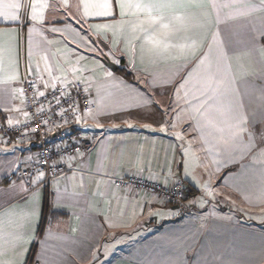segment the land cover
I'll use <instances>...</instances> for the list:
<instances>
[{
  "label": "snow or ice",
  "instance_id": "1",
  "mask_svg": "<svg viewBox=\"0 0 264 264\" xmlns=\"http://www.w3.org/2000/svg\"><path fill=\"white\" fill-rule=\"evenodd\" d=\"M0 23L4 25L0 27V93L3 98L9 101L19 98L23 105L25 88L14 85L27 83L29 88L35 89L36 102L47 100L49 114L60 116L63 124L53 121L55 127L70 122L81 128L91 127L87 120H96L97 135L103 137L99 143L101 146L112 144L116 152V158L104 166V174L109 179L103 183L108 188L120 190L116 179L123 180L122 171L118 169H123L125 164L129 171L134 170V175L143 176L147 172L154 182L150 189L143 191L125 186L123 199L125 205H132V214L118 208L114 218L105 216L109 228L131 227L145 207L149 217H179L180 207L166 206L175 203L184 207L182 201L188 199L190 192L186 207L204 208L220 195L213 179L221 169L245 159H250L251 164H241V175L250 171L254 182L250 187L237 185L236 190L248 203L264 204V89H261L256 120H249L242 103L236 99L239 95L237 73L258 74L264 79V0H0ZM58 23L63 27H57ZM21 25L27 30L28 49L23 75L19 71ZM253 53L259 54L258 73L246 71L241 63L243 57L254 63ZM34 57H38L35 65ZM122 58L127 59L130 70L136 74L137 83L116 77L105 66L109 61L120 64ZM158 62H171V70L164 74L152 71V66ZM97 71L105 78V83L97 87L100 98L88 99V110L81 112L78 96L81 91L86 94L85 98L90 95ZM140 83L145 87H140ZM164 85L168 87H162ZM41 86L47 95L46 91H40ZM101 87L115 91H108L106 97L100 96ZM72 91L77 95L73 96ZM56 107L60 108L59 113L53 111ZM3 110L22 112L26 120H30L29 113L20 107L5 105ZM44 112L40 104L37 115ZM69 115L71 120L67 118ZM106 115H119L130 130L142 127L147 133L164 134L173 140L167 145H158L150 135L127 140L121 137L118 142L111 140L109 130L99 123V118ZM5 119L13 131L21 123L10 115ZM132 120L148 122L140 125L133 124ZM185 122L186 126L182 127ZM43 125L48 128V120H44ZM189 130L197 132V137L186 138ZM86 139L53 145L50 155L59 156L58 160L45 161L38 155L34 161L30 155L8 162L4 177L11 180V176H16V179L11 180L10 187L3 193L9 207L0 213V264H29L33 244H39L42 249L35 254L34 264H41L45 259L43 250L47 243L38 240V233L46 190L51 188L55 195L50 201L53 208L60 207L62 200L83 195L69 193L66 186L62 194L60 183L71 179L75 188L76 173L70 178L66 174L61 176V165L69 171L73 169V161L84 156L80 149ZM195 142L205 153L204 159L196 155ZM0 143L7 141L0 138ZM121 145L125 146L123 151ZM158 146L163 155L157 152ZM73 148V155H63ZM17 151L20 150L13 146L11 155L15 156ZM8 153L7 148L0 149V154ZM208 158L214 171L205 163ZM43 163H47V170L43 169ZM231 177L232 173H228L219 179L228 186ZM80 187H84L83 176ZM133 192L138 199H129L128 194ZM206 215H216L215 205ZM257 218L264 220V213ZM45 234L54 237L50 223ZM130 235H111L105 241L103 255L108 257L115 250L110 242L119 244L123 242L122 237ZM54 238L65 239L63 236ZM189 240L194 242V236L181 232L174 234L170 243L186 245ZM205 246L210 249V255L215 254L211 251L212 245ZM100 255L98 250L91 252L93 264H97ZM259 258L264 260V237ZM47 264L56 262L47 261ZM161 264L175 262L169 259ZM201 264H209V261L205 259Z\"/></svg>",
  "mask_w": 264,
  "mask_h": 264
},
{
  "label": "crops",
  "instance_id": "2",
  "mask_svg": "<svg viewBox=\"0 0 264 264\" xmlns=\"http://www.w3.org/2000/svg\"><path fill=\"white\" fill-rule=\"evenodd\" d=\"M212 13L215 16L214 9ZM2 26L4 25L0 23V27ZM56 26L63 27V24L58 23ZM21 27L23 28V25ZM49 38H52L50 34ZM19 57V71L23 75L28 60L26 28H23ZM253 57L255 59L254 63H250L248 57H243L241 63L245 65L246 71L258 73L259 54L253 53ZM37 59L38 57H34L33 65H35ZM116 65L118 66L116 72L105 66L116 77L122 78L128 83H137L136 74L130 70L126 58H122L120 64ZM120 69H125L132 75V78H125L119 72ZM151 70L161 74L168 73L171 70V62H158L152 66ZM85 75L90 74L85 73ZM104 83L105 78L101 72L97 71L93 76V85L90 91L91 100L96 101L100 98L97 95V87L102 86ZM140 87L143 88L145 85L140 83ZM162 87L168 86L164 85ZM237 88L239 95L236 99L242 103L243 111L249 120L258 119L260 108L259 97L261 89H264V79L258 74L246 75L237 73ZM40 89L46 91L42 86ZM108 91L114 92L115 89L101 87L100 96L106 97ZM5 105L12 108L20 107L24 111V103L22 105L19 98L10 99V101L5 100L3 93H0V115L6 113L3 110ZM92 107L95 108V104ZM6 114L10 115L14 120H21L24 117L22 112L12 111ZM131 122L142 125L148 121L132 120ZM86 123L91 127L79 128L87 133L88 140H90L93 146L90 150L84 151L83 157L76 158L73 161V169L71 171L67 169L65 173L69 178L72 177L73 172L76 173V186L75 188L73 187L71 179L67 181L61 180L60 183V192L62 194L66 186L69 193L76 192L83 193V195L62 200L60 207L53 208L50 206V201L55 199V195L51 188L46 190L45 199L42 202V217L46 201L49 203L51 212H65L67 215L66 218L51 223L54 237L63 236L65 239L48 237L45 231L41 237H38V240L46 241L47 243L46 249L43 250L45 259L42 260L41 264H47V261H55L56 264H93L91 252L97 250L101 253L97 264H129V261L132 264H161V261L169 259L174 261L175 264H183L185 260L187 264H201V261L205 259L209 261V264H221V261H223V264H232L233 261H236L237 264H264V260L259 258L262 237H264V220L257 218L260 214L264 213V204H250L236 190L237 185L250 187L254 182L250 171L246 175H241V164L250 165V159L229 164L227 167L221 169L216 178L213 179V184L218 185L220 195L217 200L205 205L204 208H200L198 205L191 208L186 207L188 200L191 199L190 192L188 199L183 203L185 206H177L181 210V216L179 217H165L163 219L149 217L148 208L145 207L143 214L137 217L131 227L109 228L105 223V216L114 218L118 208L125 210L131 215L133 208L131 204L125 205L123 199L126 194L125 190L117 191L115 188H108L103 183V181L109 179L104 174V166L110 165V162L116 158V152L113 151L112 144L101 146L99 143V140L103 137L102 135H97L99 129L96 127V120L88 119ZM99 123L103 125L104 129L109 130L108 136L110 139L117 142L121 137L127 140L129 137L137 135H140L141 138L144 135H150L153 139L157 140L158 145L160 143L167 145L173 140L172 137L165 136L164 134L147 133L142 127L136 131L130 130L119 115L101 116ZM186 124L187 122L182 127H185ZM197 135V132L189 130L186 138H195ZM13 146L20 150L16 152L15 156L11 155ZM124 147V145H121L120 150L123 151ZM194 147L197 148L196 155L204 159L205 153L199 150L200 144L195 142ZM4 148H7L9 153L7 155L0 154V177H3L0 179V213H3L9 207L5 203L7 197L3 194L4 190L10 187L11 180L16 179V176H11V180L4 177L8 162L17 157L24 159L30 155L35 161L37 157L36 149L33 147H20L0 143V149ZM157 152L163 155V151L159 146L157 147ZM149 159H151L150 150ZM205 163L209 169L214 171L211 158L205 159ZM118 171H122L123 178L134 175V170L129 171L127 164L124 165L123 169H118ZM228 173H232V177L229 180L228 186H224L219 178L225 177ZM81 176L84 178V187H80ZM144 176L148 177L147 172L144 173ZM112 179L116 178L112 177ZM128 196L130 200L139 198L135 193L128 194ZM12 203H15V201ZM213 205H215L216 215L207 216L206 214L211 211ZM154 207L159 208L160 206L154 205ZM166 208L174 207L166 206ZM166 208L162 210H166ZM181 232L194 236V242L189 240L186 245L170 243V238L174 234H180ZM122 233H131V235L122 237L123 242L119 244L110 242V245L114 246L115 250L110 256L105 257L103 255L105 241H108L111 235L120 237ZM209 244L212 245L211 251L215 253L214 255H210V249L205 246ZM34 245L37 247L36 253L42 251L39 244H33L31 246V253ZM61 252V255H57V253ZM31 253L29 254V264H34L35 258L33 261L30 260Z\"/></svg>",
  "mask_w": 264,
  "mask_h": 264
},
{
  "label": "built area",
  "instance_id": "3",
  "mask_svg": "<svg viewBox=\"0 0 264 264\" xmlns=\"http://www.w3.org/2000/svg\"><path fill=\"white\" fill-rule=\"evenodd\" d=\"M22 87L25 88L26 95L24 97V111L29 113L30 120H26L25 117L19 120L21 123L15 127V130H10L7 124V120L5 119L8 114L4 113L0 115V128L3 131H0V138H3L7 143L6 145H16L20 147H33L36 149V155L43 156L44 160L51 159H59V156L50 155V150L53 145H60L61 142H71L73 139L87 138L85 143L81 147L80 151L84 152L90 150L92 148V143L88 140V135L82 129L77 127L75 123L70 122L68 124H64L63 127L57 128L55 127V123L63 124L59 115H50L48 112V102L45 99H40L39 103L36 102L34 98L35 89L29 88L27 83L23 84ZM83 86L81 85V88ZM40 91H42L40 89ZM71 91V89H70ZM47 95V91H46ZM72 95L76 96V92L72 91ZM86 97V94L83 91L80 92L78 99L80 103L81 112L88 110V99H90V95ZM48 99H51L49 96ZM43 104L45 108V112L43 115H37V109ZM67 107V105H65ZM56 113L60 112V108L56 107L53 109ZM71 120V116L67 117ZM48 120L49 127L45 128L43 125V121ZM27 124V127H25ZM37 124L40 127H37ZM24 133H29V135H24ZM75 153V149H69L64 151L63 155L67 157L68 155H73ZM42 163V162H41ZM35 166H39L36 165ZM47 163H43V169L47 170ZM67 172V168L61 165V176ZM50 175V174H49ZM117 184L120 185V190H125L126 185H131L133 189L140 188L143 191L145 188L150 189L152 184L154 183L147 176H137L131 175L123 178V180H116ZM135 193V192H133ZM187 200V199H186ZM182 201V204L186 201ZM172 206H179L178 204H170Z\"/></svg>",
  "mask_w": 264,
  "mask_h": 264
},
{
  "label": "trees",
  "instance_id": "4",
  "mask_svg": "<svg viewBox=\"0 0 264 264\" xmlns=\"http://www.w3.org/2000/svg\"><path fill=\"white\" fill-rule=\"evenodd\" d=\"M119 72L125 77V78H132V75L127 72L125 69H120ZM190 195V193H189ZM66 213L65 212H59V213H53L50 210V206L49 203L46 201V203H44V210H43V217H42V221L40 224V230L38 233V237H41L42 234L44 233L45 229L49 226V223L51 224L52 222L55 221H59L61 219L66 218ZM36 245H34L32 253H31V257L30 260L33 261V259L35 258V254H36Z\"/></svg>",
  "mask_w": 264,
  "mask_h": 264
},
{
  "label": "water",
  "instance_id": "5",
  "mask_svg": "<svg viewBox=\"0 0 264 264\" xmlns=\"http://www.w3.org/2000/svg\"><path fill=\"white\" fill-rule=\"evenodd\" d=\"M106 66L111 69L113 72H116L118 69V66L116 64H112L110 61L106 62Z\"/></svg>",
  "mask_w": 264,
  "mask_h": 264
},
{
  "label": "rangeland",
  "instance_id": "6",
  "mask_svg": "<svg viewBox=\"0 0 264 264\" xmlns=\"http://www.w3.org/2000/svg\"><path fill=\"white\" fill-rule=\"evenodd\" d=\"M167 206H172V205L169 204V205H167ZM172 207H175V206H172Z\"/></svg>",
  "mask_w": 264,
  "mask_h": 264
}]
</instances>
